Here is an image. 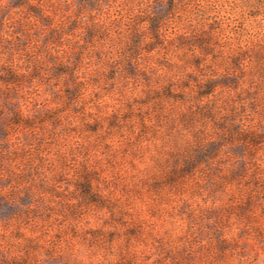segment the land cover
Masks as SVG:
<instances>
[{
	"label": "clouds",
	"instance_id": "clouds-1",
	"mask_svg": "<svg viewBox=\"0 0 264 264\" xmlns=\"http://www.w3.org/2000/svg\"><path fill=\"white\" fill-rule=\"evenodd\" d=\"M0 264H264V0H0Z\"/></svg>",
	"mask_w": 264,
	"mask_h": 264
}]
</instances>
